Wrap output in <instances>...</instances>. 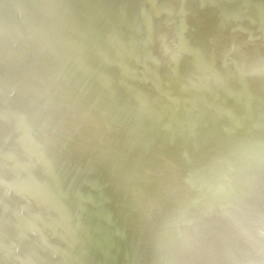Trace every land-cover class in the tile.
Listing matches in <instances>:
<instances>
[{
    "label": "water",
    "instance_id": "water-1",
    "mask_svg": "<svg viewBox=\"0 0 264 264\" xmlns=\"http://www.w3.org/2000/svg\"><path fill=\"white\" fill-rule=\"evenodd\" d=\"M172 1L0 0V264L155 260L146 243L159 230L150 218L119 228L113 206L120 213H129L131 206L113 199L122 187L154 208L159 196L171 204L191 196L155 180L139 184L138 173L126 164L139 131L177 117L193 129L199 114L181 93V71L167 63L174 55L187 59L198 51L200 16L192 22L196 29L189 26L183 36L178 28L161 34L151 29L179 12ZM249 3L252 10L260 4ZM206 75L185 80L200 88ZM160 85L166 93L159 92ZM10 88L16 90L13 97ZM216 109L228 113L223 106ZM41 140L48 142L41 145ZM91 152L98 161L89 162ZM105 160L115 164L109 174L102 171ZM36 182L39 189L33 188ZM107 182L112 190L104 188ZM8 189L15 197L4 203ZM95 200L102 203L103 227L93 236L87 234L88 214L77 205ZM16 201L28 206L26 217L14 213ZM40 234L50 238L48 244L39 241ZM57 234L63 239L60 254L51 258L48 250ZM15 242L21 244L19 253ZM80 249L87 255L80 256Z\"/></svg>",
    "mask_w": 264,
    "mask_h": 264
},
{
    "label": "bare ground",
    "instance_id": "bare-ground-1",
    "mask_svg": "<svg viewBox=\"0 0 264 264\" xmlns=\"http://www.w3.org/2000/svg\"><path fill=\"white\" fill-rule=\"evenodd\" d=\"M236 1L173 0L179 12L151 28L160 34L178 28L183 36L190 27L196 29L192 22L198 16L202 21L198 51L187 59L174 55L167 63L177 74L181 71V93L199 113L192 119L193 129L184 128L179 117L154 122L139 131L140 139L126 159L139 184L155 180L166 190L181 189L191 196L174 204L159 196V208H154L122 187L113 199L114 204L125 201L131 206L129 213L113 206L119 228L150 218L160 232L146 243L156 258L145 264H264V1L252 0L260 2L256 10L249 0L239 5ZM199 73L207 74L200 88L189 87L185 79ZM220 88L227 93L219 94ZM158 90L166 93L162 85ZM8 92L9 97L16 95L14 88ZM218 105L228 113L217 111ZM89 159L98 161V156L91 152ZM101 166L105 174L115 168L110 160ZM39 187L34 183V189ZM104 188L114 186L107 182ZM14 197L8 189L2 201ZM77 210L88 214L87 234L97 235L103 227L100 200L77 205ZM14 213L24 218L28 206L16 201ZM38 239L50 241L44 234ZM62 240L60 234L53 237L49 257H59ZM13 248L22 251L19 242ZM79 255L86 256L87 250L80 249Z\"/></svg>",
    "mask_w": 264,
    "mask_h": 264
}]
</instances>
